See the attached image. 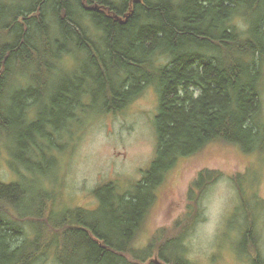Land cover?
Segmentation results:
<instances>
[{"label": "trees", "instance_id": "16d2710c", "mask_svg": "<svg viewBox=\"0 0 264 264\" xmlns=\"http://www.w3.org/2000/svg\"><path fill=\"white\" fill-rule=\"evenodd\" d=\"M244 6L250 12H242ZM114 15L128 18L121 22ZM233 15L246 20L253 38L243 37L234 29ZM48 16L53 17L52 24ZM83 22L102 35L99 45L90 38ZM42 32L45 41L36 37ZM46 41L52 43L53 58L60 49L74 47L94 64L98 78H107L113 88L107 90L104 107L115 106L116 101L119 107L143 85L157 90L156 153L142 181L127 196L116 193L111 182L94 190L95 197L104 196L105 206L111 208L112 223L102 230L98 219L81 214L71 219L68 213H62L56 223L49 222L55 231L52 234L60 233L53 256L60 264H71L63 254L69 246L62 241L66 232L74 235L75 245L86 250L81 259L75 258L76 264H142L150 252L132 251L133 261L127 260L125 253L149 209L152 193L177 160L212 141L240 144L258 133L260 123L263 125L258 88L263 81L260 68L264 70V0H0V144L12 126L37 131L53 143L55 133L42 130L40 120L27 124L31 120L27 110L36 101L34 90L23 88L16 72L21 66L35 64L39 69V64H44L38 55L41 42ZM222 46H228V58L220 54ZM158 52L167 57L162 65L155 63L153 55ZM118 70L125 75L117 76ZM12 72L18 83L12 82L15 86L9 88ZM62 90L53 102L56 108L65 109L61 115L69 110L71 117L79 100L63 93L66 87ZM34 147L37 150V145H27V163L31 166H35L31 159ZM11 169L14 179L0 181V258L11 264H29L40 253L46 254L48 243L31 241L27 224L40 220L20 210L37 201L45 206L48 200H38L30 187L44 189L47 182L44 177L29 178ZM210 174L200 172L192 185L200 188ZM74 210L80 213L82 208L71 212ZM168 252L172 264H190L177 250ZM158 256L167 262L162 252Z\"/></svg>", "mask_w": 264, "mask_h": 264}, {"label": "rangeland", "instance_id": "374dc122", "mask_svg": "<svg viewBox=\"0 0 264 264\" xmlns=\"http://www.w3.org/2000/svg\"><path fill=\"white\" fill-rule=\"evenodd\" d=\"M240 10L250 12L246 6ZM48 18L52 24L53 17ZM245 21L238 15L231 16L234 29L251 39ZM83 24L90 38L99 45L102 35L93 25ZM44 35L42 32L36 37L41 39ZM47 43L41 42L38 55L47 66L39 64V69L35 64L21 66L16 72L23 88L34 90L36 101L27 110V119H31L27 124L40 120L42 130L55 133L53 143L37 131L12 126L0 144V181L14 179L13 167L29 178L44 177L47 182L44 189L30 187L38 200H48L45 206L37 201L20 210L40 220L27 224L31 241L48 243L46 254L40 253L29 264H60L53 258L60 233L53 235L55 231L50 223L59 221L63 214L68 213L71 219L79 214L93 217L103 223L102 230L106 229L107 223H112L111 208L105 206L104 196L95 197L94 190L111 182L119 195L127 196L130 190L133 193L155 158L157 146L154 120L158 93L154 86H141L119 107L118 101L115 106L104 107L107 90L113 88L107 78H98L94 64L74 47H61L53 58L52 43ZM226 49L228 46H222L220 54L228 58ZM153 56L157 64L166 62L165 54L158 52ZM259 72L263 77L258 88L263 125L260 123L258 133L241 145L212 141L195 154L179 158L152 193L149 209L125 253L127 260H134L132 251H148L150 256L142 263L148 264L159 260L158 254L162 252L168 260L159 261L172 264L168 252L171 249L177 250L190 264H255L257 261L264 264V70L260 68ZM13 75L14 72L9 75V88L18 83ZM116 75L125 74L118 70ZM64 87L63 93L79 100L71 117L69 110L61 115L65 109L56 108L53 102ZM190 90L198 93L193 88ZM32 144L37 145L31 158L35 166L27 163V145L32 147ZM200 172L215 174L205 176L198 188L192 182ZM77 207L82 208V213L71 212ZM68 233H62V241L69 243L63 254L69 257L68 263L76 264L75 258L81 259L86 250L75 245L74 235ZM11 263L0 258V264Z\"/></svg>", "mask_w": 264, "mask_h": 264}, {"label": "water", "instance_id": "95a60500", "mask_svg": "<svg viewBox=\"0 0 264 264\" xmlns=\"http://www.w3.org/2000/svg\"><path fill=\"white\" fill-rule=\"evenodd\" d=\"M135 2H137V1H139V0H134ZM114 18H116L117 20H120V17H118V16H116V15H114L113 16ZM157 264H165V263H163V262H160L159 260H154Z\"/></svg>", "mask_w": 264, "mask_h": 264}, {"label": "flooded vegetation", "instance_id": "af4514ba", "mask_svg": "<svg viewBox=\"0 0 264 264\" xmlns=\"http://www.w3.org/2000/svg\"><path fill=\"white\" fill-rule=\"evenodd\" d=\"M102 9H105L104 7H101ZM106 11H107V9H106ZM120 19H122V18H120Z\"/></svg>", "mask_w": 264, "mask_h": 264}]
</instances>
